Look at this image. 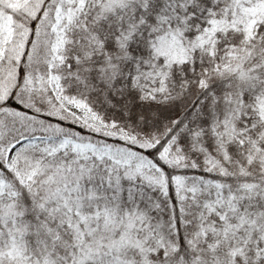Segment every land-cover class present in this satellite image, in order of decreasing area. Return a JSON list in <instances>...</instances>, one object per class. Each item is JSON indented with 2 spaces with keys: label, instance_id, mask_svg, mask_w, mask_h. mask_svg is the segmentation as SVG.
<instances>
[{
  "label": "snow or ice",
  "instance_id": "snow-or-ice-1",
  "mask_svg": "<svg viewBox=\"0 0 264 264\" xmlns=\"http://www.w3.org/2000/svg\"><path fill=\"white\" fill-rule=\"evenodd\" d=\"M0 264H264V0H0Z\"/></svg>",
  "mask_w": 264,
  "mask_h": 264
}]
</instances>
